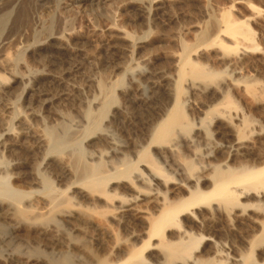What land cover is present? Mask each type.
Masks as SVG:
<instances>
[{
	"label": "bare ground",
	"instance_id": "bare-ground-1",
	"mask_svg": "<svg viewBox=\"0 0 264 264\" xmlns=\"http://www.w3.org/2000/svg\"><path fill=\"white\" fill-rule=\"evenodd\" d=\"M114 1L0 0V90L5 89L8 83L24 79L20 68L25 63L20 61H24L22 57L26 49L48 38L56 41L77 36L73 26L81 15H85L87 23L97 28L101 42L106 47L117 50L114 40L121 39L130 42L131 48L128 65L127 61L118 62L125 60L119 56V52L115 53L117 55L114 58L105 60L106 68L110 69L107 82L109 89L107 93L103 92L105 95L100 102L93 106L95 113L91 116L94 117L90 116L93 123L92 119L89 120L92 126L89 125L86 134L78 142V147L87 154L85 156L78 152L72 155L73 152L69 154L63 151L59 153L60 156H52L56 147L59 149L62 145L53 144L54 147L50 148L39 131L29 124L34 114L30 112L31 108L23 105L18 107L14 101L22 113L18 116L15 104L0 101V152L6 160L4 162L8 163L7 166H4V162L0 163V264H151L148 262L151 256L143 255L150 248L151 251L161 250L170 264H188L186 261L189 259H192L189 264H253L245 255L239 256L241 260L230 256L234 246L220 244L217 249L214 246L212 248L215 250H211L209 242L212 240L206 239L211 233L229 239L232 244H237V248L241 245L240 248L247 247L249 252L257 249V256L264 264V123L262 120H255V123L249 120L253 105H244L243 108L239 107L240 104L236 105L239 96L249 97L256 104L258 101L264 104V82H245L240 77L242 72L252 66L244 59L245 56L258 49L248 26L252 18L242 21L235 18L231 7L221 11L216 9L218 14L211 9L206 26L203 24L204 28L195 32L194 41L186 44L188 47L184 46L178 54L172 79L163 72L148 70L149 62L143 60L141 63L147 67L146 70L137 72L134 79L127 78L129 85L123 89L119 86L123 75L129 70L130 64L138 60L135 59L137 42L146 40L148 34L135 38L121 31V27L116 24L121 22L116 20L117 16L111 10L115 7ZM128 1L127 5L140 6L147 14L153 12L152 3L155 0ZM164 1L158 0V3L164 5ZM239 4L255 10L250 2ZM103 14L108 24L101 29L98 23H101ZM30 23H35L36 28L34 31L32 29L31 35L27 32L32 41L30 44L25 43L21 55L15 59L2 56L9 40L28 29ZM208 51L215 53L205 55ZM234 52L238 56L232 58ZM55 59L61 63L62 58L57 56ZM52 62L56 67L58 62ZM69 66L66 70L62 69L64 75L78 67L73 64ZM120 70L123 74H116ZM41 75L28 85L34 100L45 103L48 97L54 100L64 98L71 107L81 101L76 95L78 91L71 95L53 93L54 88L47 86V81H39ZM64 77L61 78L64 80ZM220 77L223 78V84L220 82L222 85L217 87L215 81ZM168 78L173 81V86L171 96L165 101L166 98L157 96L159 94L155 88ZM143 81H147L146 86ZM89 83L90 80H84L85 87ZM141 84L148 94V115L134 111V105L140 99L128 94L130 91L138 92ZM26 87L24 84L22 92ZM184 87L189 91H185ZM209 89L212 91L205 92ZM203 91L207 94L201 96ZM117 95L121 101L119 106H115ZM184 101L189 102V117L183 109ZM158 104L167 108L169 105V108L164 109L162 117L153 124L151 122L156 118L153 110ZM125 109L131 111L125 112ZM110 110L108 124L124 135L123 145L116 144L115 139L100 132V122ZM147 117L151 118V122L146 124L151 126L145 135L142 133V123ZM211 124L212 128L207 134ZM203 131L207 134L205 140ZM247 131L261 137V141L254 140L255 147L250 148L246 144ZM137 132L145 136L142 139L139 137V142L135 140ZM190 133L193 137L187 142L193 141L200 148L203 147L198 151L199 154H194L198 161L197 167L187 163L184 167L185 159L188 158L187 138L184 135ZM226 134L236 141L235 145L227 149L219 143L220 137ZM67 139L70 141L72 138ZM67 139L64 140L68 143ZM55 142L59 143L57 140ZM177 150L181 154L182 164L180 160L171 158ZM208 152L210 154L206 155ZM29 154L39 155L41 161L46 160L44 168L48 174L51 173L55 186L53 183L49 186L50 183L44 180L39 182L25 173L24 169L31 157ZM95 154L106 157L109 166L100 168L102 164L99 162L98 167V161H94L98 158ZM85 157L89 162H86ZM111 159L114 160L110 162ZM115 160L121 161L119 166H115ZM163 164H167V169ZM3 174L13 176L10 184L3 183ZM62 184L65 189L60 190ZM94 216L96 219L115 221L120 231L130 235L129 243H121L122 239H118L120 242L116 239L110 242V228L96 223ZM137 222L145 225L142 228L143 238L136 234ZM63 227L69 234L92 233L93 248L81 241L78 244L75 236L68 237ZM186 238L187 242L183 241ZM203 240L209 248L206 250L205 247L201 252H204L205 257L214 255L211 260H201L195 256ZM113 246H116L115 250ZM74 250H80L83 257L73 253Z\"/></svg>",
	"mask_w": 264,
	"mask_h": 264
},
{
	"label": "rangeland",
	"instance_id": "rangeland-1",
	"mask_svg": "<svg viewBox=\"0 0 264 264\" xmlns=\"http://www.w3.org/2000/svg\"><path fill=\"white\" fill-rule=\"evenodd\" d=\"M114 2H115V7H113L111 10L117 16L116 20L121 22V23H116L118 25V27L119 26L121 27V29H122L121 31H126L131 36H133L135 38L148 34V38L146 40H141L140 42H137V46L135 49L136 50L135 59H138V60L133 61L130 64L129 70L127 71V73H125L126 75L125 74L123 75L124 77H122V79L120 81V85H119L123 89H126L129 85L127 82V78L128 79L129 78L132 79L133 77L135 78V75L137 74V72H139L141 70H146L147 67H144V65H143L144 63L143 64L141 63V62H143V60H147L149 62V64H148L149 69L148 70H154L155 72H163V73H165L166 76H168V77L170 76L169 78L172 79L173 74H174V65L176 64V59L178 57V54H180L182 48L188 47V45L186 46V44H189V43L191 44L192 41H194V36L196 35V33L199 32L198 29L202 28L203 24H204V27L206 26L205 22L208 20V15L211 13V9L213 11L215 10L214 12H216V14H218L219 9H220L219 11H221L222 9H226V8H230V7L232 10L231 12L235 18H237L241 21L246 19V18L251 20V18H252V20H251L252 22L249 21L250 23L248 22L249 23L248 26L250 27V29L253 32V37H252L253 43H254V45H256V47L258 46L257 50L251 51V53H248L245 56L244 59L246 61H248L249 63H251L252 66L250 69L242 72V75L240 77L245 82L251 83V81L255 82L256 80L258 81V82L256 81L257 83H259V81L264 82V0H166L163 3L164 5H160V3H158V0H155L152 3L153 12H151L149 14H147V12L145 10L140 8V6L127 5L129 2L128 0H116ZM240 2H243L244 4L246 2H250L253 5V7L255 8V10H249L248 8L245 7V5L239 4ZM216 9H218V10L216 11ZM104 18H105V16L103 14L102 17H100L101 23H98V26L101 29H103L108 24L105 22ZM30 24H29L28 29L22 30V33L20 35L13 36L9 40V45H7L5 47L4 52H2V54H1L2 56L4 55L5 57L7 56L9 59H15L16 57L21 55L26 44H30L32 41L31 39L29 40L28 33L31 35L36 28V27H34V26H36L35 23H33L34 25H32V23H30ZM52 24H57V23H52ZM73 27H74V31L77 32V36H75V37L69 38L68 40L63 39V40H56V41L48 38L47 40L46 39L44 41L42 40L43 42L40 41L41 43L35 45L34 47H30V48L26 49V51L24 52V56L22 57V59L24 58V61H20L21 63H23V62L25 63L24 64L25 66H22L20 68V71H22V73L25 75L24 79H22L21 81H20V79H17L13 83L12 82L8 83V86L5 89L2 88L0 90V94H1L0 98L2 99L0 101H2V103H8V102L12 103V104L16 103L18 105V107H19V105H23L24 107L27 106L26 108H31L32 111H30V112H33L34 114L32 113L33 114L31 116L32 120L30 118L31 122L29 121V124L31 123V125L34 126V128L37 129V131H39V133L44 137L45 141H47V143H49L48 146L50 148L54 147V146H59L58 144L62 145L63 149H62V147H59V149H58V147H56L57 149L52 148V149H56V151L51 154L52 156L53 155L54 156H57V155L60 156L59 153L60 152L62 153V151H63V153L68 152L69 154H71V152H73L72 155L76 154V152L81 153L82 155L84 154L83 156L87 155L86 153H83V152H85L84 150L82 151V149H80V147H78V142L81 141V139L83 138L82 135L86 134L89 125L92 126L90 122L92 121V123H93L92 118L94 116L92 117L91 115H93L95 113V111L93 110V106L95 104H97L98 102H100V100L103 98V95H105V93L103 94V92L106 91V93H107L108 89H109L107 82H108V76H109L108 74L110 72V69L106 68V65L104 64L106 62L105 60L108 57L114 58L115 55H117L115 53L119 52L118 53L119 56L124 58L125 60L118 61V62L127 61L128 57L130 56L129 53L131 50L130 42L125 41V40H121V39L114 40L115 45L118 46L117 50H113L112 48H109V46L106 47L103 44V42H101L102 39L99 37V32L97 31V28L93 27L91 25V23H87L85 15H81V17H78L77 22L74 23ZM32 29H33V31H32ZM116 35H118L119 37H122L121 34H116ZM48 45L50 47H48ZM39 46H41V47L44 46L46 48H44V47L39 48ZM35 47H36V49H35ZM32 49H33V51L34 50L35 51L34 52L31 51ZM214 53H215L214 51H208L205 53V55L214 54ZM234 54H235V52L232 53V55L234 56L232 58H235L236 56H238L237 52H236V55H234ZM57 56L59 59L62 58V59H60L61 63H59V61L55 59V57H57ZM0 58H2V57L0 56ZM69 60L72 63H70ZM52 61H54V63L58 62V64H60V66H58V64L56 65V67L53 66ZM68 63H69V65L73 64L74 66H78V67L76 69H72V71L68 75H64L62 69H64V70L68 69L70 67L69 65H67ZM62 64H63V66H62ZM103 65H104V68H103ZM126 65H128V61L126 62ZM59 68H61V69H59ZM122 72L123 71L120 70V71H117L116 74L121 75V74H123ZM41 74H43V75H41ZM38 75H41L38 78L39 81H43V82L47 81V83H46L47 86H51L52 88H54V89H52L53 93H55V91H56V94H58V93H60V94L67 93L68 94L69 93V95H71V93L78 91V94H76V95H78V98L81 100L80 102H78V105H79V103H80V105L79 106L77 105L78 107L77 106L71 107L69 102L65 101L64 98H59L60 100L59 99L54 100V99H51L50 97H48V98H46L47 100L45 101V103L43 101H40V100L39 101L34 100L35 99L33 97L34 94L32 93L31 90L28 89V87L30 86V83H32V81H34L33 79L35 77H37ZM45 75H51V76L48 77ZM61 77L62 78L64 77V80ZM169 78L167 80H162V82H159L157 84V87H156L157 89L155 88V91L157 92V94H159L157 96L158 97L162 96L161 98L164 97L163 99L166 98L165 101L166 100L168 101L169 96H171V90H172V86H173L172 85L173 81ZM222 79L223 78L220 77L215 81L216 84H218L217 87H219L220 85L223 84L221 82ZM242 79H240V80L242 81ZM84 80H90L88 87H85ZM248 80H250V81H248ZM167 82H169V83H167ZM143 83L145 86L147 85V81L146 82L143 81ZM24 84H26L27 87H26L25 91L22 92ZM216 84H214V85H216ZM144 85L141 84V86H140L141 88L138 87L139 88L138 92L137 91L136 92L130 91V92H128V94H130V96L135 95L134 97L140 99L138 102H136V105H134L135 107L133 106L134 111L139 112V113L144 112L143 114L148 115L147 112L148 111L150 112V109L146 105V103L148 102L147 101L148 97L146 95H148V94L146 91H144V90H146ZM214 85H213V87H214ZM152 87H153V85H152ZM217 87H215V89ZM184 88H185V91L188 90L187 87H184ZM169 89H170V91H169ZM167 90L170 93V95L168 94ZM209 91L211 92L212 89L211 90L209 89L207 91L205 90V92H209ZM236 91H237V89H236ZM21 92L23 93V95ZM205 92H204V94L202 93L201 96H204L205 94H207ZM96 96H98V97H96ZM185 96H187V94ZM115 98H116L115 99L116 100L115 106H119V104H121L120 103L121 101H120L118 95L115 96ZM237 98H240V99L238 100ZM237 98H236V102H237L236 105L238 106V104H240L239 105L240 108H243L242 106H244V105H250V106L253 105V106H251L252 112H251V114L248 115V118L250 121L253 120L255 123V120H257V121L262 120L261 121L262 124L264 123V104L263 103L260 102L261 103L260 104L258 101V104H256L254 100H252L249 97L246 98V96L245 97L239 96ZM243 98H244V100H243ZM14 101H15V103H14ZM184 102L185 103H183L184 104L183 109L189 117V114H190L188 112L189 102L188 101H184ZM243 103H245V104H243ZM12 104H11V106H12ZM16 104H15V107H17ZM159 105H160V107H159ZM125 106H127V105H125ZM15 107L13 105V108H15ZM18 107H17V109H18ZM158 107H159V109H158ZM158 107L155 108V111L153 110L154 115L156 116L155 120H152V122H151L150 121L151 118L147 117V119L145 120V123H142V125H143L142 128L144 129V130L142 129L143 134L144 133H145V135L148 134L147 131H149V125L151 126V124H146V123L151 122L154 124L155 122H157L156 120L157 119L159 120L160 116L162 114H164V109L167 110L169 108V105L167 108V106H165V105L158 104ZM239 107H237V108H239ZM43 108H44V110H43ZM72 108H74V109H72ZM130 109H125L123 111L128 112L127 110L131 111ZM111 110L108 112V114L103 119V121L100 122L99 129L100 130L102 129L100 132H102L101 134H103V133L105 135L107 134L106 136L111 137L112 139H115L116 144L123 145L125 142L124 135L123 134L121 135L113 126L108 124V120L110 118ZM16 111L17 110H15V113H16ZM19 111L20 110L18 109L16 114L18 116L19 115L21 116L22 113H21V111L20 112ZM18 112H19V114H18ZM90 116L92 118H90ZM90 119H92V120L89 122ZM207 121H206V123H208ZM211 128H212V124L208 128L207 134ZM250 129L251 128L249 127V130ZM106 130H107V132H106ZM100 132H98V133H100ZM136 134L138 137H136L135 140L138 142L140 141V139L145 137L144 135L140 134V132H137ZM202 134H203L202 137L205 140V138H207V136H206L207 134L204 133V131L202 132ZM139 135H141V136H139ZM187 135H188V137H187ZM187 135H184V136H185V138H187L185 143L187 145V148H186L187 151L186 152L188 154L186 152H185V154L188 155V158L185 159L184 167H186L185 163H187L189 165L193 164V166L197 167L198 161L196 160L197 158L195 156L196 155L195 153L199 154L198 151L202 150L203 147L200 148L193 141L188 143L187 141H190L189 138H192L193 136H192V133L187 134ZM2 137H4V136H2ZM139 137H140V139H139ZM67 138H72L71 140H73V139L74 140H73V142L70 140L71 141L70 142L69 139H67ZM260 138L261 137H256L255 135L249 134V132L247 131L246 139H245L246 144L247 145L249 144L248 146L250 148H252L253 146L255 147V144L253 145L254 140L255 141H258V140L261 141ZM64 139H67L70 143L69 142L67 143V141L65 142ZM88 139H86L82 142L83 143L82 146L84 145V143ZM212 139H214L213 136H212ZM56 140L59 141V143L55 142ZM206 141H204V142L206 143ZM248 142H251V143H248ZM63 143H65V145ZM207 143H208V141H207ZM219 143L222 145V147H226V149H227V147H230L231 145H235L236 141L233 138L228 137L226 134V135L220 137ZM53 144H54V146H52ZM64 146H67V147H64ZM178 146H179V144H178ZM256 147H258V145ZM60 148L62 150H60ZM64 148H66V149H64ZM226 149H224V151H226ZM1 150L2 149H0V151ZM179 150L182 153V149L180 148ZM16 151H18V149H16ZM1 152H0V163L6 161L5 158L2 157L3 153H1ZM180 152L177 150V153L174 154V157L171 156V154H170V156H171V158H174V160H176V159L178 161L180 160L181 164H182L183 161L181 158V154H179ZM210 152L206 153V155L210 154ZM29 156H31V157L29 158L27 166L24 169L25 173H27L29 177L34 178L35 180L38 179L39 182H40V180H41V182H42V180H44L45 182L50 183L49 184V186H50L51 183H53V177H51V173L48 174V171H46V169L44 168V164H45L46 160L41 161L42 159L39 157V155L37 157V156H32V154H29ZM94 156L98 157V154H95ZM86 157H85L86 162H89V160L86 159ZM102 157H104V156H102ZM98 158H96V160H94V161L95 162L98 161V162H96V164L101 162L99 164H102L103 167H102V165H100L101 166L100 168L104 169V167L107 165L106 157L105 158L98 157ZM121 159L122 158L119 156V160H121ZM113 160L111 159L110 162ZM119 160L118 161L115 160V162L117 163L115 166H117V165L119 166V163L121 162ZM102 162H104V163H102ZM4 163H5V165H4ZM4 163H3L4 166L8 165L7 162H4ZM12 164H13V162H12ZM99 164H97L98 167H99ZM113 164H115V163H113ZM163 165L165 166V169H167V167H166L167 164H163ZM212 165H214V162H212ZM4 166H2V167H4ZM107 166H109V163ZM38 174L41 177H39ZM3 177H4V179H3L4 182L3 181L2 182L4 184H10V182L13 179V176L8 177V176H6V174H3L2 178ZM8 178L10 180H8ZM63 184H65V183H63ZM63 184L60 187L61 189L59 188L60 190L65 189ZM53 185L55 186L54 183H53ZM93 219H95L94 221L96 223L98 222V224H100V225H102V224L103 225L105 224L104 226L108 225L107 227L110 228V229L108 228L110 230V231H108V233H109L108 235L111 237V238L109 237L110 242L113 243V241H115L114 239H116V241H118V239L119 240L122 239L121 243H123V242L126 243V241H128V238L130 235H128V232L123 233L122 231H120L119 228L117 227L115 221H113L111 219H104V218L102 219L99 217L96 219V216H94ZM144 226L145 225L142 223L140 224V222H137V224H136V229H137L136 234L140 235L141 238H143L142 228ZM63 231L65 233H67L68 237L69 236L70 237L75 236V239L78 240V244H81L80 243V241H81L85 245H87L88 247L90 246L93 248L92 245H94V241H93V239H91V236L93 235L92 233H85L86 235L84 233L69 234L70 232H68V230H66L65 227H63ZM63 235H66V234H63ZM211 235H210V237H206V239L209 238L210 240H212V242H209V246L212 245V246H210L211 250L214 251L215 249H217L218 246H220V244H224V245H226V247L234 246V247H232V252H230L231 253L230 256H233L237 260H239L241 258V256L243 257L245 255V256H247V258H250V261L253 264H262V262L260 261V259L257 256V254L259 252L257 249H254L251 252H249V251H247L248 250L247 247L240 248L241 245L240 246L238 245L239 247L237 248L236 247L237 244H232V242L229 239L221 237L218 234L211 233ZM183 241L187 242V238L184 239ZM118 242H120V241H118ZM153 242H154V244H156L155 241H153ZM213 242L215 244H213ZM83 243H82V245H84ZM127 243H129V241ZM113 247H114L113 249L115 250L116 246H113ZM205 247H206V243L203 240V241H201V243L198 247V252L195 253V256L200 257L201 260H205L207 258L209 260H211V258L214 255L211 254V255L205 257L204 252H201V251H204L205 249L208 250L209 247L208 248L207 247L205 248ZM212 247H214L215 249H213ZM233 248H234V251H233ZM63 249H66V247H63ZM239 249H240V251H239ZM149 251H150V253H149ZM158 251L159 252L151 251V248H150V249H147L143 255L145 257L151 256V258H149L151 261H148L151 264H161V263L162 264H166V263L170 264L171 262L168 260V258H165L163 252L161 250H158ZM74 252H76L75 254L77 256L83 257V253L80 250L79 251L74 250L73 253ZM239 256H240V258H239ZM190 260L192 261V259H189L186 261V263L189 264L191 262ZM221 264H225V263H221ZM226 264H227V262H226ZM249 264H251V263H249Z\"/></svg>",
	"mask_w": 264,
	"mask_h": 264
}]
</instances>
